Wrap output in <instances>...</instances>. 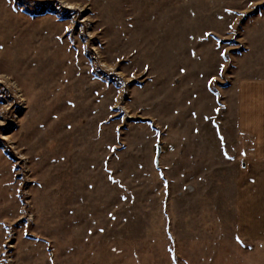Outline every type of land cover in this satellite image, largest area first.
<instances>
[{
  "label": "rangeland",
  "instance_id": "1",
  "mask_svg": "<svg viewBox=\"0 0 264 264\" xmlns=\"http://www.w3.org/2000/svg\"><path fill=\"white\" fill-rule=\"evenodd\" d=\"M240 73L264 0H0V264H264Z\"/></svg>",
  "mask_w": 264,
  "mask_h": 264
},
{
  "label": "crops",
  "instance_id": "2",
  "mask_svg": "<svg viewBox=\"0 0 264 264\" xmlns=\"http://www.w3.org/2000/svg\"><path fill=\"white\" fill-rule=\"evenodd\" d=\"M237 138L248 143L246 175L235 183L236 226L233 238L264 239V76L242 73L229 84ZM230 91V92H231ZM236 237H240L238 241Z\"/></svg>",
  "mask_w": 264,
  "mask_h": 264
},
{
  "label": "snow or ice",
  "instance_id": "3",
  "mask_svg": "<svg viewBox=\"0 0 264 264\" xmlns=\"http://www.w3.org/2000/svg\"><path fill=\"white\" fill-rule=\"evenodd\" d=\"M236 239L239 241L240 240V237H236Z\"/></svg>",
  "mask_w": 264,
  "mask_h": 264
},
{
  "label": "water",
  "instance_id": "4",
  "mask_svg": "<svg viewBox=\"0 0 264 264\" xmlns=\"http://www.w3.org/2000/svg\"><path fill=\"white\" fill-rule=\"evenodd\" d=\"M157 151L159 152V148L157 149Z\"/></svg>",
  "mask_w": 264,
  "mask_h": 264
}]
</instances>
